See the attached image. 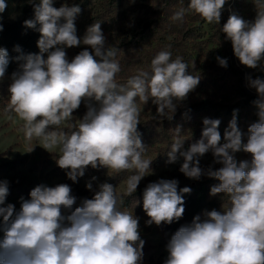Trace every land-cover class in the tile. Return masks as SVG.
Here are the masks:
<instances>
[{
	"label": "clouds",
	"instance_id": "1",
	"mask_svg": "<svg viewBox=\"0 0 264 264\" xmlns=\"http://www.w3.org/2000/svg\"><path fill=\"white\" fill-rule=\"evenodd\" d=\"M28 3L34 18L25 20L24 26L40 33L39 52L24 54L19 45L14 47L20 54L12 58L18 67L10 76L5 112L23 121L28 140L41 141L47 151L58 148L56 164L73 183L89 166L105 168L108 175L131 171L125 194L133 195L142 179L152 174V160L144 158L147 148L138 131L140 105L151 100L156 106L153 119L172 120L200 76L188 71L182 57L173 59L170 51L161 50L148 69L118 83L119 49L106 46L101 22L89 26L80 38L75 23L79 5L55 7L53 0ZM225 3L189 0L172 19L182 22L191 11L218 25L240 63L264 71V0H253L254 21L233 13L221 27ZM7 7V0H0V14ZM81 45L85 47L70 59L67 49ZM216 59L220 66H228L226 58ZM9 63L7 49L0 47V82ZM247 80L256 92L258 120L249 125L246 140L238 127V110L223 137L218 130L221 121L204 118L200 139L187 149L179 139L180 126L174 129L177 138L167 152V163L182 161L179 171L187 178L217 180L210 195L224 194L227 201L220 210H204L180 226L167 242L164 264H264V78ZM82 104L86 112L75 119L73 113ZM208 153L219 168L201 167ZM238 153L248 158L238 159ZM96 180L93 176L86 183L94 192L92 198L81 199L78 206L70 185L40 184L29 198H19V209L6 203L9 182L0 180V264H143L140 218L122 210L113 184L102 182L93 189ZM178 184L176 179H158L146 185L142 201L146 225L172 224L182 218L183 194L191 189H178Z\"/></svg>",
	"mask_w": 264,
	"mask_h": 264
},
{
	"label": "rangeland",
	"instance_id": "2",
	"mask_svg": "<svg viewBox=\"0 0 264 264\" xmlns=\"http://www.w3.org/2000/svg\"><path fill=\"white\" fill-rule=\"evenodd\" d=\"M54 2L55 7H60L65 3L69 6L74 4L80 6L81 13L75 21L77 35L80 38H83L89 26L95 22H101L107 46L118 44L119 37L123 36V31L138 30L148 20L155 19L166 2H170L176 12L181 7L187 8L189 0H54ZM233 13L250 22L254 21L256 8L253 0H226L222 10L221 27ZM183 21L186 22L188 28H191V31L187 32L181 28L172 27L170 36L173 40L181 41L186 37L183 56L189 55L192 74L200 76V82L189 93L187 100L178 106L172 120L153 119L156 106L152 104L151 100L146 105H140L141 115L138 131L141 133L142 143L147 148L143 154L144 158L152 160L150 166L152 174L142 179L137 191L131 196L125 194L126 178L132 174L131 171L120 174L109 172L108 175V170L105 168L93 169L89 166L85 170V175L79 178L78 182L73 183L68 179L66 172L56 164V159L59 156L58 148L47 151L42 147L41 141L35 138L28 140L22 130L23 121L14 113L5 112L9 102L8 86L11 82V75L5 76L0 82V180L9 182V195L6 203H12L19 209V198L21 196L25 199L29 198L30 191L37 185L55 186L66 183L70 185L72 194L77 197L78 206L81 199L92 198L94 195L93 191L86 188V183L93 176L97 177V180L93 181V189L99 183H111L116 186V191L122 198V210L132 212L140 218V235L145 241L143 264H164L168 256L167 242L172 234L179 229L167 224L146 225L145 221L148 217L143 210L142 201L143 190L148 183L158 179H176L179 181L178 188L193 186H196L197 189L206 188L209 194L208 200H214L217 203L206 210L221 209V205L227 201V197L224 194L210 195V188L218 183L217 180L206 176H202L200 180L187 178L179 171L182 161L175 164L167 163V152L177 138L174 129L180 126L179 139L184 140V149H187L190 144L200 139L204 118L219 119L221 123L218 130L223 137L234 110H238L236 114L238 127L245 133L246 140L249 125L258 120L257 108L248 110L236 107L244 97H239L233 91V86L243 83L249 94L256 95L255 90L248 86L247 78L249 76L253 79L264 78V71L259 68L250 69L243 66L234 55L231 42L226 40L225 34L219 31L218 25L209 24L201 16L191 11L186 12ZM160 32L165 34V31L160 30ZM83 47L85 46L67 49L68 57L71 59ZM217 57L226 58L228 66L226 68L220 66ZM227 94L232 99H228ZM85 112L86 108L82 104L73 115L75 119H78L82 118ZM61 127L67 130L65 126ZM221 142L223 143V139ZM31 149L33 150L30 151ZM237 156L238 159L248 158L243 153H238ZM210 165L214 169L220 167L218 164H213L212 154L208 153L201 159V167L207 168ZM200 192L202 193V191Z\"/></svg>",
	"mask_w": 264,
	"mask_h": 264
},
{
	"label": "trees",
	"instance_id": "3",
	"mask_svg": "<svg viewBox=\"0 0 264 264\" xmlns=\"http://www.w3.org/2000/svg\"><path fill=\"white\" fill-rule=\"evenodd\" d=\"M7 2V9L0 14V24L3 25V31L0 32V47L6 48L10 57V63L5 76L11 75L18 67L17 62L12 58L20 53L15 52L14 47L19 45L24 54L38 53L37 40L40 36L38 31L24 26L25 20L34 18L33 7L28 3V0H7ZM54 3L53 0V5ZM174 11L175 8H173L171 3L166 2L160 10L159 16L155 19L148 20L138 30L130 29L123 31V36L119 37L120 42L118 44L107 45L115 46L119 49L116 57L121 67V71L116 77L118 83H124L138 71L148 69L153 57L161 50L170 51L173 59L177 56H182L184 62L188 65L190 64L191 60H189V55L186 57L183 56L186 37L182 41L178 39L173 40L170 36V30L174 27L188 32L191 31V28L187 27L185 21H173L172 16L175 13ZM160 30L165 31V34H162ZM188 71L192 73L190 66ZM233 91L239 97H244L243 100L237 103L239 106L236 107L248 110L256 108L253 101L257 96L249 94L243 83L233 86ZM227 98L232 99L228 94ZM189 188L191 192L183 194L185 212L182 218L174 221L172 224H167L173 226L175 229H178L186 223H191L194 216L202 213L210 206L217 205L214 200H208L209 194L206 188L197 189L196 186Z\"/></svg>",
	"mask_w": 264,
	"mask_h": 264
}]
</instances>
